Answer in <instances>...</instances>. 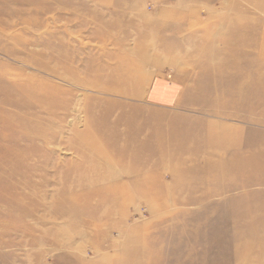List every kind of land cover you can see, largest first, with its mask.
<instances>
[{
    "label": "rangeland",
    "instance_id": "rangeland-1",
    "mask_svg": "<svg viewBox=\"0 0 264 264\" xmlns=\"http://www.w3.org/2000/svg\"><path fill=\"white\" fill-rule=\"evenodd\" d=\"M226 1L0 0V74L47 78L65 88L70 101L54 120L27 110L28 120L46 132L59 131L42 151L48 159L0 157L1 220L9 213L0 223V264H111L128 249L121 259L132 264H244L247 257L257 264L256 253L264 256V243L251 249L243 240L264 236V171L240 165L257 144L264 147V119L258 120L264 109H255L251 121L232 107L251 92L248 82L256 76L214 71L233 60ZM254 15L262 25L264 11ZM9 48L21 64L5 57ZM157 80L176 87L175 106H153L148 90ZM78 97L81 113L70 128L67 110ZM131 119L136 125L127 128L123 122ZM90 123L105 127L102 137L114 136L116 145L100 151L65 143L74 134L92 135ZM220 133L226 138L217 144ZM239 143L240 151L231 150ZM225 146L233 148L221 151ZM120 150L144 154V187L137 193L130 187L133 202L125 196L123 208L100 205L94 226H87L83 220L98 200L69 214L61 193L77 191L79 177L109 178L106 171L84 170L87 165L109 164L112 173L129 167L133 159L116 157ZM13 163L24 165L12 173ZM221 164L230 165L229 172ZM135 178L131 173L122 180ZM247 179L254 180L251 187L243 184Z\"/></svg>",
    "mask_w": 264,
    "mask_h": 264
},
{
    "label": "bare ground",
    "instance_id": "bare-ground-1",
    "mask_svg": "<svg viewBox=\"0 0 264 264\" xmlns=\"http://www.w3.org/2000/svg\"><path fill=\"white\" fill-rule=\"evenodd\" d=\"M4 0H1L3 2ZM228 2V13L229 18L228 21L230 23V37L228 40L227 47L229 49V54L232 57V62L226 64V68L224 66H220L217 70L214 71H223L226 70L230 74L231 77H239V76H247L255 75V79H250L248 82V86L250 87L251 92L247 93L244 96L236 97L234 99V103L232 107L237 110H240L243 113L245 119L253 120L251 117H255V109H264V23L261 25V21L259 17L254 15V11L262 12L264 11V0H241L247 7L244 9L241 4L235 2ZM235 3V4H234ZM231 7V8H230ZM205 13V12H204ZM256 17V18H255ZM253 19L254 23H250L249 20ZM236 34L241 35L240 38H236ZM54 37V35H50ZM5 57L12 59L14 61L22 63L20 58H17L14 50L4 49ZM57 55L61 57L63 55L61 52L56 51ZM123 57V56H122ZM125 57V56H124ZM26 63H30V61H25ZM34 70L39 71L47 76L53 77L51 72L45 71L42 69L34 68ZM208 68H204L205 72H208ZM59 80L63 83L68 84V81H65L63 78H59ZM71 81V80H70ZM160 87V86H159ZM158 86H154V90L150 91V98L153 99L157 97L155 94ZM248 87V88H249ZM67 92L65 88L61 85L54 84L50 80L44 77H38L37 75H4L0 74V157H22L23 161L27 160V158H33V155L42 154V151L45 147L50 144V140L54 134L59 133L58 130L54 134H50L46 132V129L41 124H35L34 122L28 120L26 113L27 110H34L37 112H43L54 118L57 116V113L60 112V109H66L69 105L70 101L64 98V94ZM80 96V95H79ZM137 98V97H135ZM148 98V97H146ZM71 105L68 112H72L71 115L67 116L69 118L68 126L71 125L74 114L77 115L81 113L79 111V107L81 106V98H72ZM36 104H42L41 107H35ZM9 108V109H8ZM13 109V110H11ZM108 113L102 114V119H108ZM30 115H34L31 112ZM264 119V113L258 115V120ZM93 122V121H92ZM95 127L94 133L90 136H86L84 138L83 135L74 134L71 136L70 140L65 142L68 145H72V143H79L80 145L85 146L88 144L89 146H95L96 150L100 149V151L105 148H110L115 146L114 136L102 137V134L105 131V127H101L96 123H90ZM123 124H127L131 127L133 120H129L123 122ZM136 125V124H134ZM117 126V125H116ZM71 128V126H70ZM114 129V128H113ZM229 137V136H228ZM226 138V135H222L220 133L219 140L216 142L219 144L222 140ZM36 139L38 142H36ZM159 139V138H156ZM6 144L3 146L2 144ZM137 144V143H136ZM241 143L236 144L233 148L232 146L221 147V151L225 152L228 148H233V151H240L239 149ZM208 146V145H207ZM222 146V145H221ZM255 146V145H254ZM245 147V145H244ZM210 146L207 147V149ZM256 154H251V160H245L243 163H239L240 165L252 166L253 171H264V147L261 144H257L254 147ZM230 150V149H229ZM116 157L125 158L129 157L133 159V163L128 166H120L116 173H112L110 165L100 167L98 165H87L84 168L86 171L93 172L94 174H100L102 171H106L110 174L109 178H100L97 177L92 180H88V182H84L82 177L75 179L76 185H78V190L74 191L73 194L68 195L67 192H62V196L65 197L67 204L64 202V211L68 208V213L73 214L75 207L79 205L80 208H84L88 210L90 207L91 199L96 198L98 200V206L93 209L92 216L83 220L84 223H89L87 226H94L93 221L97 220L96 212L98 207L101 205L107 204H115L120 207H124L125 201L124 197L126 196L128 204H132L133 196L129 194V189L131 187L135 189V193L140 192L143 189L145 182L143 178H141V172L143 171V156L144 154H140L139 152H131L128 153L127 150L118 151L115 153ZM40 158L48 159L42 155ZM45 161V160H44ZM23 163H13L11 167L22 165ZM236 164V165H239ZM24 165V164H23ZM228 165V164H227ZM226 164H221L218 167L223 172H229V166ZM235 165V166H236ZM17 167H14L11 172L14 173ZM22 169L24 167H21ZM34 172H36V167H30ZM71 167H68V170ZM217 169V168H216ZM131 173L137 174L138 178L133 179L126 184L123 182L122 178L128 176ZM61 174V173H60ZM112 181V182H110ZM254 180L247 179L242 182L246 185V187H251ZM110 182V183H109ZM114 182V184H113ZM20 183V182H19ZM242 185V184H241ZM139 194V193H138ZM123 196V197H122ZM63 197V198H64ZM61 211V208H56L54 212L58 214ZM24 213V210L21 211ZM19 211V214H21ZM9 213L3 214V221L0 217V223L8 222ZM251 217H254L252 214ZM100 218H102L100 216ZM239 240L242 241L244 237L239 236ZM249 244L244 245V247L249 246L251 249L253 246L257 245L256 243H264V236L260 238H254L253 241H248L247 239H243ZM255 240V241H254ZM238 242V240H236ZM68 241L65 240L64 245H67ZM129 251V249H128ZM128 251L120 252L118 256H115V261L111 264H132V262H126L122 258V253L128 254ZM190 255V254H189ZM257 264H264L262 261L264 256L260 253H256ZM66 258V256H65ZM74 260V259H73ZM82 264L80 260L75 259ZM74 260V261H75ZM203 262L201 259L200 264ZM255 264V259L253 257H247L244 259V264ZM109 264V263H108ZM138 264V263H134Z\"/></svg>",
    "mask_w": 264,
    "mask_h": 264
},
{
    "label": "crops",
    "instance_id": "crops-1",
    "mask_svg": "<svg viewBox=\"0 0 264 264\" xmlns=\"http://www.w3.org/2000/svg\"><path fill=\"white\" fill-rule=\"evenodd\" d=\"M160 86L159 90L157 89V97L156 100L154 99L153 106H156L158 108L167 109L168 107H173L171 105L175 106V103H177L179 100V93L177 92V89L175 86L169 85L164 80H157L155 82H152L151 86L149 87L148 91L154 90V86ZM167 100V102L165 101Z\"/></svg>",
    "mask_w": 264,
    "mask_h": 264
}]
</instances>
